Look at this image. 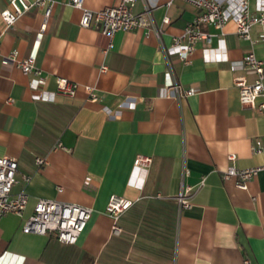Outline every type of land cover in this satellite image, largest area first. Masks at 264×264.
Segmentation results:
<instances>
[{"label": "crops", "instance_id": "crops-1", "mask_svg": "<svg viewBox=\"0 0 264 264\" xmlns=\"http://www.w3.org/2000/svg\"><path fill=\"white\" fill-rule=\"evenodd\" d=\"M118 1L84 0V6ZM6 7L9 0H0V12ZM147 9L148 33L139 27L111 38L81 26L80 9L67 0H55L41 34L39 6L10 25L0 14V155L17 160L11 192L28 194L22 215L0 212V264H243L244 258L264 264V170L246 188L223 176L229 165L264 164V154L252 150L254 138L264 137V112L241 104L232 81L240 74L252 80L240 59L252 50L264 61V44L239 38L231 20L221 40L207 24L202 29L213 34L211 42L198 40L184 63L168 47L196 7L185 0L135 1V11ZM260 29L254 25L252 35ZM36 39L43 88L54 91L56 78L65 76L79 84L74 96L32 97L31 75L8 55L26 57ZM207 46H218L225 59H209L215 51ZM168 69L181 93L194 92L173 95ZM86 85L97 100L88 98ZM136 154L151 156L146 171L134 168ZM185 184L194 187L189 207L177 200ZM111 194L132 201L116 221L118 233L105 212ZM37 198L92 208L75 243L21 230Z\"/></svg>", "mask_w": 264, "mask_h": 264}, {"label": "built area", "instance_id": "built-area-1", "mask_svg": "<svg viewBox=\"0 0 264 264\" xmlns=\"http://www.w3.org/2000/svg\"><path fill=\"white\" fill-rule=\"evenodd\" d=\"M136 0H119L117 4L107 5L97 10H92L84 6V0H67V4L80 9L79 24L85 27H94L110 38L119 30H131L144 27L146 32L151 29V21L148 9L145 11H135ZM197 9V13L192 20L187 22L182 31L173 36L168 47L169 52L175 53L184 63L189 61L190 55L198 40L211 42L212 33L202 29L203 25L210 24L218 30L219 40L222 39L223 26L231 20L235 25V31L239 38L247 40L250 44H264V0H254L253 9L250 8V0H185ZM55 0H9V7L1 10L0 14L7 24H13L19 16L27 11L31 6L42 8V18L38 34L45 29ZM163 21L167 22L165 16ZM261 27L254 37L251 33L252 27ZM39 39L34 40L31 51L22 59L15 60V51L8 55V59L13 60L18 68L30 74L29 87L32 90V97L39 100H52L55 94L74 96L78 88V82L65 76L56 78V89L49 91L43 88L44 79L41 77V68L35 64V49ZM111 44H109L110 46ZM218 46H207L203 50H214L215 54L209 59L223 60L225 54L216 51ZM243 69L253 74L252 80H248L243 74L233 77V84L238 88L239 101L243 105L251 106L259 112H264V61L250 50L240 59ZM104 66H102V69ZM167 85L175 96L191 94L193 88L183 91L179 90L178 82L173 78L171 71L165 72ZM90 100H97L99 95L95 88L90 85L85 86ZM57 146L61 142L57 141ZM252 150L256 153L264 154V137L254 138ZM229 159H234L235 154L228 155ZM36 163L42 165L44 158L36 157ZM152 161L151 156L136 154L133 160L134 168L147 170ZM17 160L8 155H0V212H13L22 215L28 202V194L24 190L16 193L11 192L13 183L16 181L15 172ZM259 170H264V164L259 166L239 168L229 165L223 172L224 178H236V184L241 188L247 187V182ZM29 179L28 175L24 176ZM203 183L201 180L200 184ZM194 187L192 185H182L177 194V200L181 207L191 205L188 198ZM132 201L120 194H111L105 206V212L113 219L112 231L118 233L120 226L117 219L125 211ZM92 208L76 202H67L52 198H37L32 212L27 215L21 224L23 232L38 234H51L61 242L73 244L84 230L90 216ZM243 264H248V259H243Z\"/></svg>", "mask_w": 264, "mask_h": 264}]
</instances>
